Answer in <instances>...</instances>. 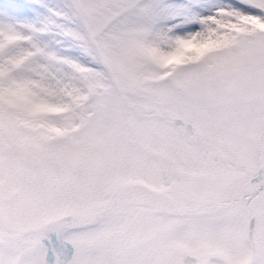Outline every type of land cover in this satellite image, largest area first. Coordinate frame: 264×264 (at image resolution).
<instances>
[{"label":"snow or ice","instance_id":"6c2138e0","mask_svg":"<svg viewBox=\"0 0 264 264\" xmlns=\"http://www.w3.org/2000/svg\"><path fill=\"white\" fill-rule=\"evenodd\" d=\"M0 264H264V0H0Z\"/></svg>","mask_w":264,"mask_h":264}]
</instances>
